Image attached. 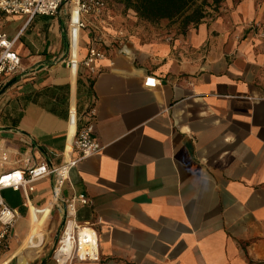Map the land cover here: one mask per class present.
Segmentation results:
<instances>
[{
	"label": "crops",
	"instance_id": "crops-1",
	"mask_svg": "<svg viewBox=\"0 0 264 264\" xmlns=\"http://www.w3.org/2000/svg\"><path fill=\"white\" fill-rule=\"evenodd\" d=\"M213 5L197 23L164 18L127 39L109 27L106 5L81 16L75 59V0L53 16L0 12L21 62L0 76V173L75 158L89 122L102 146L59 186L54 174L32 183L28 203L21 190L2 191L19 217L0 264H56V200L79 193L91 202L74 218L94 224L99 260L71 264L264 263V0ZM91 46L103 54L93 73L82 63ZM45 208L28 238L31 212Z\"/></svg>",
	"mask_w": 264,
	"mask_h": 264
},
{
	"label": "built area",
	"instance_id": "built-area-1",
	"mask_svg": "<svg viewBox=\"0 0 264 264\" xmlns=\"http://www.w3.org/2000/svg\"><path fill=\"white\" fill-rule=\"evenodd\" d=\"M65 0H0V12L5 15H27L32 18L36 15L53 16L55 15ZM106 6L105 0H75L77 17L73 20L70 17L71 29L76 31L86 26L81 16H99ZM252 29L259 27L258 23H251ZM264 37V31L260 33ZM13 39L7 37L6 33L0 30V76L3 74L13 75L20 69L21 62L19 55L12 49ZM103 54L95 47L91 46L87 56L82 61L83 65L94 72L93 61L100 59ZM158 84L153 76L144 78L143 85L154 88ZM92 113V110H91ZM78 151L75 158L59 166H50L39 163L25 169H18L0 173V246L14 226L19 215L18 212L9 207L5 202L2 191L10 188L14 191L23 192L25 203H28L29 192L33 190L32 183L48 175L57 176L59 186L62 178L79 161L99 153L102 146L95 140L92 122L81 127L75 134L73 148ZM56 193V192H55ZM91 201L88 197L79 193L70 199L57 198L58 209L63 213V225L57 237L51 257L56 264H71L73 261H98L99 248L97 233L93 223H78L74 218L75 205H86ZM64 206V210L62 209Z\"/></svg>",
	"mask_w": 264,
	"mask_h": 264
},
{
	"label": "trees",
	"instance_id": "trees-1",
	"mask_svg": "<svg viewBox=\"0 0 264 264\" xmlns=\"http://www.w3.org/2000/svg\"><path fill=\"white\" fill-rule=\"evenodd\" d=\"M125 8L132 9L138 17L156 22L160 19H180L181 26L200 21L207 8L220 0H119ZM264 264V263H259Z\"/></svg>",
	"mask_w": 264,
	"mask_h": 264
},
{
	"label": "rangeland",
	"instance_id": "rangeland-1",
	"mask_svg": "<svg viewBox=\"0 0 264 264\" xmlns=\"http://www.w3.org/2000/svg\"><path fill=\"white\" fill-rule=\"evenodd\" d=\"M105 2L111 14L109 27L115 29L117 33H122L125 39H127L128 35H136L137 33L145 31L149 32L152 28H162L160 22L156 21L154 23L138 17L132 9L125 8L124 4L119 0H105ZM114 13L117 17H114ZM167 24H169V22ZM171 24L176 27L177 23ZM125 33H127V36ZM40 234H42V232Z\"/></svg>",
	"mask_w": 264,
	"mask_h": 264
},
{
	"label": "bare ground",
	"instance_id": "bare-ground-1",
	"mask_svg": "<svg viewBox=\"0 0 264 264\" xmlns=\"http://www.w3.org/2000/svg\"><path fill=\"white\" fill-rule=\"evenodd\" d=\"M76 17H77V13L75 10V15H73L72 17L73 20H75ZM76 50H77V31L76 29H74L72 32V42H71V47H70V53L73 59H75ZM74 69L75 67L73 65V71ZM48 213H49V208H45L41 211H38L37 213L31 212V229L29 231L28 238H30L33 234H35L37 230L41 229V226L43 225Z\"/></svg>",
	"mask_w": 264,
	"mask_h": 264
}]
</instances>
